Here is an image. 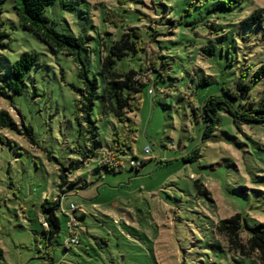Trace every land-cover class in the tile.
I'll return each instance as SVG.
<instances>
[{
  "label": "rangeland",
  "instance_id": "1",
  "mask_svg": "<svg viewBox=\"0 0 264 264\" xmlns=\"http://www.w3.org/2000/svg\"><path fill=\"white\" fill-rule=\"evenodd\" d=\"M3 7L10 35L0 48V76L25 51L37 59L23 92L5 87L0 96V109L19 123V130L0 126V264H261L249 238L250 228L264 224V123L237 124L222 110L214 133L204 137L201 106L241 74L255 79L250 96L263 104L264 77L254 76L264 62V23L247 20L264 0L48 5L47 25L80 41L89 76L98 79L88 117L78 107L81 63L23 29L15 0ZM129 26L148 31L162 72L152 74L125 125L106 104L101 57ZM142 57L128 54L114 67L138 70ZM114 132L135 138L127 141L122 164L108 171L102 164ZM195 149L198 158L187 161ZM131 159L145 163L132 168ZM71 203L79 206L77 216L86 213L72 220L79 244H66ZM47 207L59 223L52 237ZM235 214L242 216L240 239L250 257L218 232L220 220Z\"/></svg>",
  "mask_w": 264,
  "mask_h": 264
},
{
  "label": "trees",
  "instance_id": "2",
  "mask_svg": "<svg viewBox=\"0 0 264 264\" xmlns=\"http://www.w3.org/2000/svg\"><path fill=\"white\" fill-rule=\"evenodd\" d=\"M6 0H0V48L7 45L6 39L9 37L4 26L3 13L4 3ZM56 0H15L17 13L21 26L26 31L34 34L40 41L45 43L53 51H64L69 56H74L81 63L82 68L79 77L82 79L84 86L76 87L80 95L78 107L87 117L92 111L95 104V97L98 93L97 77H90L85 63L80 55L81 43L71 35L63 34L53 27L47 25L45 9L48 5L53 4ZM264 23V8L259 7L253 14L248 17L247 23ZM148 31H143L137 27L129 26L125 28L121 37L115 40L110 48V52L101 57V73L104 77L103 95L109 110L115 117L125 125L131 121L129 114L140 108L143 88L152 80L153 73H161L162 68H158L159 56L152 44L153 38H147ZM142 53L140 68L122 71L116 69L114 65L117 59H121L128 54ZM37 55L33 52L25 51L13 62L9 73L0 76V96H5V87L12 93H22L26 84V75L35 63ZM163 65L164 63L161 62ZM255 78L264 77V62L257 68ZM255 79H246L244 75H239L233 83L223 86L219 94L210 95L201 106V114L205 121L206 127L204 137H210L221 119V111H228L237 124L264 123V102L260 106L255 105L252 99L251 88ZM151 89V88H150ZM153 92V91H152ZM90 120V118H89ZM94 122L90 121V125ZM0 126L9 127L19 130V123L6 109H0ZM30 133V128H26ZM95 127L91 128L92 149L96 147ZM112 143L109 144V151L105 152L104 163L102 164L108 171H115L122 164V157L125 148L128 146V140L134 139L135 136L130 132L128 138L120 132L112 134ZM107 139L105 140V143ZM199 156L198 149L193 150L185 156L187 161H193ZM141 165L132 166L138 169ZM199 185V182L197 183ZM63 185V184H62ZM65 196L66 191H62ZM58 204V205H57ZM55 205L61 206V202L56 200ZM50 215L45 217L46 225L49 226V236L59 230L58 219L54 214L53 207H47ZM70 221L68 214L64 213ZM240 214H235L231 218L220 220L218 232L229 238L230 247L239 250L243 256L250 257L246 251V245L241 242L240 231L243 229V221H240ZM86 213H81L77 219L83 220ZM68 221V227H69ZM251 236L249 238V247L260 248L261 264H264V224L250 228ZM79 244L81 242L78 233ZM69 244V243H66ZM4 255L3 248L0 246V261Z\"/></svg>",
  "mask_w": 264,
  "mask_h": 264
},
{
  "label": "built area",
  "instance_id": "3",
  "mask_svg": "<svg viewBox=\"0 0 264 264\" xmlns=\"http://www.w3.org/2000/svg\"><path fill=\"white\" fill-rule=\"evenodd\" d=\"M152 91H153L152 89H149V93H152ZM173 148H175V145H173ZM151 150H152L151 147L147 146L144 151H145L146 154H149L151 152ZM142 161L143 160L131 159L130 160V164H131V166H138V165H141ZM78 209H79L78 205H76L75 203H71L69 209L67 211H65V213L68 214L69 217H70V221H69V236H68V238L66 240V243H74L75 244V243L79 242L78 233H76L74 231V229L76 227L74 228L73 224H72V220L74 219V217L77 219V215H76L75 212Z\"/></svg>",
  "mask_w": 264,
  "mask_h": 264
}]
</instances>
